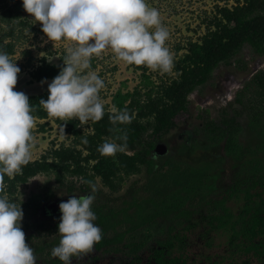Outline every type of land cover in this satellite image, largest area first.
<instances>
[{
  "label": "rangeland",
  "instance_id": "obj_1",
  "mask_svg": "<svg viewBox=\"0 0 264 264\" xmlns=\"http://www.w3.org/2000/svg\"><path fill=\"white\" fill-rule=\"evenodd\" d=\"M146 3L159 11L162 24L169 31L165 46L175 65L190 43L200 42L212 29L218 9L230 7L234 1L146 0ZM72 46L74 42L69 40L50 41L42 32L41 23L24 10L22 0H0V51L8 53L21 70L14 90L27 96L43 94L52 79L36 80L32 71L43 58L47 63L60 64ZM91 67L105 83L100 91L105 111L115 107V94L139 91L137 96L143 101L147 92L152 96L161 94V87L177 75L174 67L163 72L126 64L111 49L94 56ZM261 71L264 55L255 54L244 44L229 61L219 62L209 79L188 94L187 110L178 113L176 125L156 142L148 164L141 165L138 172L122 175L117 191L109 190L96 177L92 210L97 217L95 223L102 229V239L91 252L73 257L72 264H159L154 249L160 247L159 239L167 235L180 236L179 240H173L171 256L181 259L169 264H264V255L253 256L257 250L264 251V223L247 230L255 203L246 206L247 195L244 196L248 189L253 200L264 198V97L259 96L253 82ZM256 108L263 113L258 118L261 123L253 119ZM204 110L208 111L207 116ZM198 114L210 121L207 127ZM33 117L31 161L41 157L51 160L53 151L60 147L81 149L80 135L71 129V122L80 134L92 132L91 121L87 124L75 118L62 121L48 114ZM227 124L238 145L239 152L235 154L224 148L227 133L217 143L209 138ZM209 129L213 132L208 133ZM64 180L74 182L76 188L68 192L60 187L56 174L49 171L17 183L12 191L8 184L0 193L21 205L31 193L47 188L53 191L37 215L23 216L21 221L25 238L29 236L25 242L34 249L37 264H63L51 255L52 248L59 244L60 233L44 229L38 232L27 225L60 221L61 202L89 193L79 190L80 177L66 174ZM220 206L230 215L227 223L209 229L208 218L204 216L219 214ZM214 207L215 211H210ZM232 223L236 224L235 229L245 228L247 232L231 237L226 227Z\"/></svg>",
  "mask_w": 264,
  "mask_h": 264
},
{
  "label": "clouds",
  "instance_id": "obj_2",
  "mask_svg": "<svg viewBox=\"0 0 264 264\" xmlns=\"http://www.w3.org/2000/svg\"><path fill=\"white\" fill-rule=\"evenodd\" d=\"M22 5L41 23L50 41L74 42L67 49L64 66L48 84V98L40 100L49 116L62 121L75 118L81 124L104 117L100 91L105 83L92 69L91 60L106 49L129 65L163 72L174 67L173 55L165 46L169 31L159 11L149 7L146 0H22ZM20 71L8 53L0 51V193L6 189L5 176L22 174L33 147L32 106L24 92L14 90ZM109 119L113 125L130 124L133 117L127 109L113 107ZM61 131L64 134L63 125ZM127 140V133L121 132L100 145L98 151L115 156L127 148ZM81 182L89 184L91 191L59 204L60 241L51 255L63 264H72L73 257L91 252L102 239L92 210L96 186L84 178ZM22 219L20 204L0 195V264H37L34 249L25 242Z\"/></svg>",
  "mask_w": 264,
  "mask_h": 264
},
{
  "label": "trees",
  "instance_id": "obj_3",
  "mask_svg": "<svg viewBox=\"0 0 264 264\" xmlns=\"http://www.w3.org/2000/svg\"><path fill=\"white\" fill-rule=\"evenodd\" d=\"M233 1L232 6H222L218 9V15H215L212 21V29H208L200 42L190 43L186 53L175 61L174 70L177 75L161 87V94L152 96L150 92H147V98L143 101L137 96L140 94L139 91L114 95L113 101L116 109H127L133 117L130 124L113 125L109 119L112 111H105V115L100 121L93 122L90 120L92 132L88 134L78 133L75 129V123L71 122V129L75 134L80 135L78 144L82 148L60 147L53 151L51 160L45 157L30 160L27 165L23 166L22 174H18L13 178L4 177L6 186L10 185V191L15 188L17 183H25L38 173L49 171L56 174L58 185L68 192H72L76 188V184L72 181L66 183L64 180L66 174L80 177V179L84 178L91 181L95 186L96 177H98L109 190L117 191L122 175L138 172L141 165L149 163L148 157L155 149L156 142L176 125L178 113L187 110L188 94L197 85L203 84L209 79L211 71L219 62L229 61L244 44H248L255 54L264 55V0ZM235 60L239 62L238 59ZM63 66V61L54 65L45 62L43 58L41 64L32 71L31 76L36 80L53 79ZM243 67L244 65L238 68ZM253 82L260 91L259 96L264 97V71L257 73ZM48 95V90H46L41 95L28 96L32 106V115L47 116L48 113L40 100H46ZM204 112L207 116L208 111L204 110ZM262 115V111L256 108L252 116L254 120L261 123L258 118ZM198 116L203 117L202 114H198ZM144 118H146L145 121H143ZM209 122L206 117L204 125L207 127ZM218 131L209 136L211 142H219L224 138V133H227L228 136L225 138L224 144L225 150L230 154L239 152L238 145L232 138L231 126L227 124L224 130ZM121 132L127 133V148L122 152H117L115 156L102 155L98 151L99 146L105 141L114 140ZM207 132L213 131L209 129ZM85 139L87 143L83 142ZM116 142L120 143L121 141L117 140ZM83 153L85 154L83 155ZM78 188L84 193L91 191L90 185L82 182H80ZM245 193L244 196L247 195L245 205L247 206L250 202V206H252L255 203L254 213L249 223L250 226L247 228L250 231L256 228L259 223H264V198L255 201L248 189L245 190ZM52 196L53 191L50 188L31 193L20 205L23 216L29 218L37 215L41 206ZM215 203L219 205L218 202ZM215 209L214 207L210 211L214 212ZM220 210L219 214L208 213L204 216V218H208L209 229L226 225L227 218L230 215L223 206H220ZM59 222L49 220L27 226H31L38 232L42 229L52 232L57 230ZM234 225L236 224L232 223L226 227L231 232V237L244 233V231L247 232L243 228L244 225L240 226L243 229H235ZM177 236L167 235L159 239L158 244L160 247L154 249V258L159 264H169L176 262L178 258L181 259L180 257L171 256L174 238L180 239V236ZM26 238H29V236ZM166 255L169 257L165 258ZM262 255H264V251L257 250L253 256L260 258Z\"/></svg>",
  "mask_w": 264,
  "mask_h": 264
}]
</instances>
